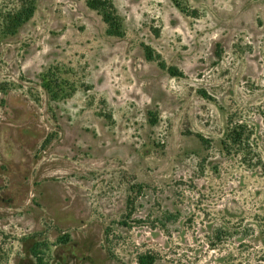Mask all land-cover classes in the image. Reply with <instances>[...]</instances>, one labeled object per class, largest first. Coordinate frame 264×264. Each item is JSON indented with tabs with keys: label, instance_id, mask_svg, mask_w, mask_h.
<instances>
[{
	"label": "rangeland",
	"instance_id": "obj_1",
	"mask_svg": "<svg viewBox=\"0 0 264 264\" xmlns=\"http://www.w3.org/2000/svg\"><path fill=\"white\" fill-rule=\"evenodd\" d=\"M113 1L0 38V264H264V0Z\"/></svg>",
	"mask_w": 264,
	"mask_h": 264
},
{
	"label": "trees",
	"instance_id": "obj_2",
	"mask_svg": "<svg viewBox=\"0 0 264 264\" xmlns=\"http://www.w3.org/2000/svg\"><path fill=\"white\" fill-rule=\"evenodd\" d=\"M87 5L98 11L103 20L107 24V33L113 36H123L121 18L117 13L113 0H86ZM37 9V0H0V38L5 36H12L18 33L20 28L27 23L35 14ZM146 57L149 60H156L162 69L167 70L173 76H182L183 72L175 65H168L162 58L160 53H155L151 46L144 44ZM56 77V69L49 68L44 74L42 84L44 88L50 92L54 97L64 94L61 87L54 85ZM71 88L72 87H68ZM229 134V141L231 143L243 145L242 139H237L234 130ZM201 138L206 141L202 136ZM246 141V139H245ZM226 145H229L226 143ZM140 264H157L156 259L151 254H141L138 257Z\"/></svg>",
	"mask_w": 264,
	"mask_h": 264
},
{
	"label": "crops",
	"instance_id": "obj_3",
	"mask_svg": "<svg viewBox=\"0 0 264 264\" xmlns=\"http://www.w3.org/2000/svg\"><path fill=\"white\" fill-rule=\"evenodd\" d=\"M18 222V221H17ZM18 225V224H17Z\"/></svg>",
	"mask_w": 264,
	"mask_h": 264
}]
</instances>
